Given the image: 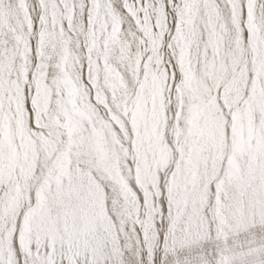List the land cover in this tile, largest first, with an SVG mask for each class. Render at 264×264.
Masks as SVG:
<instances>
[{
	"label": "snow or ice",
	"instance_id": "obj_1",
	"mask_svg": "<svg viewBox=\"0 0 264 264\" xmlns=\"http://www.w3.org/2000/svg\"><path fill=\"white\" fill-rule=\"evenodd\" d=\"M0 264H264V0H0Z\"/></svg>",
	"mask_w": 264,
	"mask_h": 264
}]
</instances>
